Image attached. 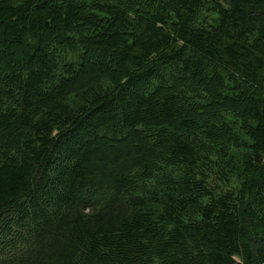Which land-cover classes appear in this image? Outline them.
Masks as SVG:
<instances>
[{
	"label": "trees",
	"instance_id": "obj_1",
	"mask_svg": "<svg viewBox=\"0 0 264 264\" xmlns=\"http://www.w3.org/2000/svg\"><path fill=\"white\" fill-rule=\"evenodd\" d=\"M0 264H264V0H0Z\"/></svg>",
	"mask_w": 264,
	"mask_h": 264
}]
</instances>
